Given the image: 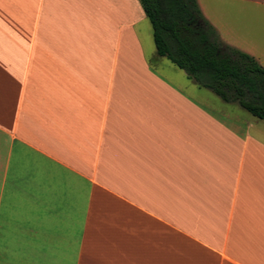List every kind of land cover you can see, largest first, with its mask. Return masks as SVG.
Returning <instances> with one entry per match:
<instances>
[{
  "label": "crops",
  "instance_id": "crops-1",
  "mask_svg": "<svg viewBox=\"0 0 264 264\" xmlns=\"http://www.w3.org/2000/svg\"><path fill=\"white\" fill-rule=\"evenodd\" d=\"M165 59L141 0H0V264H264V121Z\"/></svg>",
  "mask_w": 264,
  "mask_h": 264
},
{
  "label": "trees",
  "instance_id": "trees-1",
  "mask_svg": "<svg viewBox=\"0 0 264 264\" xmlns=\"http://www.w3.org/2000/svg\"><path fill=\"white\" fill-rule=\"evenodd\" d=\"M157 53L199 86L237 103L264 121V67L253 56L223 43L198 0H141Z\"/></svg>",
  "mask_w": 264,
  "mask_h": 264
},
{
  "label": "rangeland",
  "instance_id": "rangeland-1",
  "mask_svg": "<svg viewBox=\"0 0 264 264\" xmlns=\"http://www.w3.org/2000/svg\"><path fill=\"white\" fill-rule=\"evenodd\" d=\"M199 1L203 5L210 20L206 17L205 15L206 13L205 14L203 13L205 18L217 30L219 37L223 43L229 45V43L226 42L225 38L230 36H228L226 32L227 31L226 28H223L222 30L220 29L221 15H224V22L227 23L229 27L235 30L239 28V23L243 25V31L237 33L235 30H233L232 38L234 39L238 34H243L241 38L244 37L251 38L252 41L255 44H257V47L259 49L257 50V53L259 57H261L264 61V0H199ZM215 23L219 25V28ZM257 61L259 62V60ZM151 62L155 67H158L159 69L161 62H158L155 59L152 60ZM163 62H165L166 64H171L170 61L167 59H165ZM259 63L264 67V63L261 62ZM242 110L244 112H247L243 108Z\"/></svg>",
  "mask_w": 264,
  "mask_h": 264
}]
</instances>
